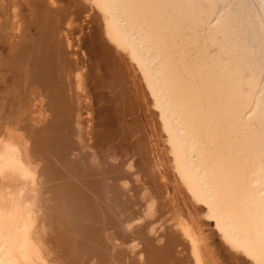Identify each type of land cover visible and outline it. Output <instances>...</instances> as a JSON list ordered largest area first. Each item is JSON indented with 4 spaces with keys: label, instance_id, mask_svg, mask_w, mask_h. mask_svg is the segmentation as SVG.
<instances>
[{
    "label": "bare ground",
    "instance_id": "obj_1",
    "mask_svg": "<svg viewBox=\"0 0 264 264\" xmlns=\"http://www.w3.org/2000/svg\"><path fill=\"white\" fill-rule=\"evenodd\" d=\"M94 4L108 32L81 53ZM120 47L224 254L264 264V0H0V264H222L168 197Z\"/></svg>",
    "mask_w": 264,
    "mask_h": 264
},
{
    "label": "rangeland",
    "instance_id": "obj_2",
    "mask_svg": "<svg viewBox=\"0 0 264 264\" xmlns=\"http://www.w3.org/2000/svg\"><path fill=\"white\" fill-rule=\"evenodd\" d=\"M90 15H91L90 17L85 16L87 19H86V22L82 23V25H84V26H82L83 29H81L82 31L80 32V34H79V32L76 34L77 37L80 36V38H79L80 42L78 41L79 44L82 42L80 45L82 47L81 53H82V51H84L87 48L86 43L88 42V40L86 42V38H88V35H87L88 33L90 34V32H92L95 28H96L95 30H97V29L100 30L99 27L101 28V30L104 34H105L106 29L108 30V28L105 29V24L108 23L107 22L108 20L106 18H108V17L105 15V9L102 6H100L99 4H97V5L94 4ZM106 32H108V31H106ZM106 35H108V33H106ZM111 39H113V38H111ZM125 48H126V46H125ZM121 49H124V48H121ZM122 51H124V54L126 56V57L123 56L124 60L126 59L125 61H128L130 63L129 68L131 70H133V72L131 71L132 72L131 74H136L135 77L133 76L135 79V83H136L135 86L138 85V83H139L138 89L140 90V93H142L140 95L141 97L139 99L143 100L145 103L143 105L144 107L143 108L141 107L142 110L141 109L139 110L141 113L140 117L144 123V127L146 128V131L148 134L147 136H148V139L150 140V146H152L151 147L152 152L156 156L158 155L157 161L160 159V161L162 162V164H158V166L161 165L159 167V169H160V171H162L166 175L165 178H162V181H165L164 183L168 186V191H169L168 197L171 198V203L174 205L175 208H178V209L180 208V210H182L184 212L183 214L193 216V214L195 213L194 211H196L197 215L199 216L198 220L200 219L201 224H202L201 227L203 228V231L205 232L207 237H209L208 240L211 242L213 247L216 246L217 249L219 250V253H218L219 261L221 260L222 264H231V262L229 261V257H227L224 254V251L222 250V247L220 246L221 241H223L222 235H221L220 231L217 229V225H216L214 219L210 216L208 208L206 207V205H204L205 203H203L202 201H200V203H199L198 200L197 201L194 200V198H192L191 192L181 182V179H180V176H179V173L177 170L178 169L177 163L179 162L177 159L180 158L178 156L180 152L177 150V148L175 149V146H173V144H172L173 138H171L172 134H171L170 130H168V128L165 126L161 117L158 116L159 113L157 111V108L154 105V99H153L152 93L150 92L148 81L145 80L147 74L145 73L146 76L144 75V72H142V69L138 65V62L132 57L131 52L128 48H127V51H126V49H124ZM126 64H127V62H126ZM125 69H126V71H128L127 67ZM139 90H138V93H139ZM137 99H138V97H137ZM138 102H140V101L138 100ZM39 118H43V116H40ZM176 150L178 151V155H177L178 157L175 155V154H177ZM179 160L181 162L182 159H179ZM199 204H201L202 206ZM196 213H195V217L197 218L198 216H196ZM157 221L158 220H156V223L153 225H154V227L156 226L160 229L161 226L159 227V223H157ZM167 223H170V221Z\"/></svg>",
    "mask_w": 264,
    "mask_h": 264
},
{
    "label": "water",
    "instance_id": "obj_3",
    "mask_svg": "<svg viewBox=\"0 0 264 264\" xmlns=\"http://www.w3.org/2000/svg\"><path fill=\"white\" fill-rule=\"evenodd\" d=\"M109 46V45H108Z\"/></svg>",
    "mask_w": 264,
    "mask_h": 264
}]
</instances>
